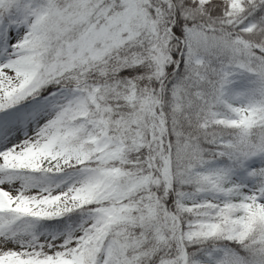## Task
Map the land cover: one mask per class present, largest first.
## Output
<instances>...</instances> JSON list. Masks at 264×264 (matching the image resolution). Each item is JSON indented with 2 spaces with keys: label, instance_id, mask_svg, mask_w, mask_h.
<instances>
[{
  "label": "snow or ice",
  "instance_id": "1",
  "mask_svg": "<svg viewBox=\"0 0 264 264\" xmlns=\"http://www.w3.org/2000/svg\"><path fill=\"white\" fill-rule=\"evenodd\" d=\"M0 264H264V0H0Z\"/></svg>",
  "mask_w": 264,
  "mask_h": 264
}]
</instances>
